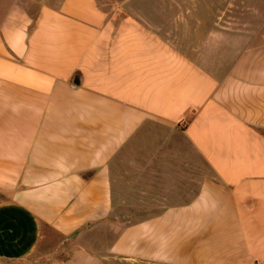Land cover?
I'll use <instances>...</instances> for the list:
<instances>
[{
  "label": "crops",
  "instance_id": "0c3cea01",
  "mask_svg": "<svg viewBox=\"0 0 264 264\" xmlns=\"http://www.w3.org/2000/svg\"><path fill=\"white\" fill-rule=\"evenodd\" d=\"M257 263L264 0H0V264Z\"/></svg>",
  "mask_w": 264,
  "mask_h": 264
},
{
  "label": "rangeland",
  "instance_id": "374dc122",
  "mask_svg": "<svg viewBox=\"0 0 264 264\" xmlns=\"http://www.w3.org/2000/svg\"><path fill=\"white\" fill-rule=\"evenodd\" d=\"M183 4H184V6H187V4H185L184 2H183Z\"/></svg>",
  "mask_w": 264,
  "mask_h": 264
},
{
  "label": "trees",
  "instance_id": "16d2710c",
  "mask_svg": "<svg viewBox=\"0 0 264 264\" xmlns=\"http://www.w3.org/2000/svg\"><path fill=\"white\" fill-rule=\"evenodd\" d=\"M257 264H264V263H257Z\"/></svg>",
  "mask_w": 264,
  "mask_h": 264
}]
</instances>
